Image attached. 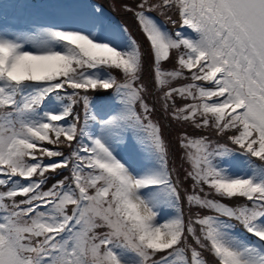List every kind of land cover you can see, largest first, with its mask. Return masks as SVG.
Listing matches in <instances>:
<instances>
[{"label":"snow or ice","instance_id":"snow-or-ice-1","mask_svg":"<svg viewBox=\"0 0 264 264\" xmlns=\"http://www.w3.org/2000/svg\"><path fill=\"white\" fill-rule=\"evenodd\" d=\"M121 8L0 20V264H264V0Z\"/></svg>","mask_w":264,"mask_h":264},{"label":"rangeland","instance_id":"rangeland-1","mask_svg":"<svg viewBox=\"0 0 264 264\" xmlns=\"http://www.w3.org/2000/svg\"><path fill=\"white\" fill-rule=\"evenodd\" d=\"M64 1L68 0H30V3L21 0H0V5L3 6V11L0 12V20H9L19 27L31 26L32 21L37 20L35 14L41 16L40 19L57 18L62 10L84 7L87 5H100L103 7L105 14L110 20L118 23L116 19H122L125 23H128L131 28H133L140 38L141 34L138 28L134 26L128 15L131 13H126L122 10L121 5L124 2L132 3L133 0H81L78 2H73L68 6L64 4ZM23 4L25 6H23ZM27 12L31 13L34 18L24 21V14ZM38 19V20H40ZM159 19V18H158ZM47 20V19H46ZM27 23V24H26ZM122 25H125L122 23ZM153 118L158 120L157 116L153 115ZM120 155L124 156L126 159H136V153L134 148L129 144L128 147L124 148ZM242 158H235L233 161L234 167H238L239 161ZM52 182V181H51Z\"/></svg>","mask_w":264,"mask_h":264},{"label":"trees","instance_id":"trees-1","mask_svg":"<svg viewBox=\"0 0 264 264\" xmlns=\"http://www.w3.org/2000/svg\"><path fill=\"white\" fill-rule=\"evenodd\" d=\"M128 18L131 20V22L134 24V26L136 28H138V25L136 24L132 14L131 15H128ZM119 21H121L123 24L127 25V27L129 28V30L131 31L132 35L135 36L137 39H141V36L140 38H138V34L137 32L130 27V25L128 23H125L124 20L122 19H118ZM169 30H172V26H168ZM139 30V28H138ZM145 79H147V72L145 73ZM93 95H95L97 97V99L103 95H106V93H94ZM155 99L154 96H150L149 97V102H153V100ZM80 109H78L79 111ZM81 115H83L81 113ZM154 116H157L158 118V121L160 122V124L162 125V130H163V134L165 136V139L169 142L170 144V148H171V152L173 154V157H178L179 155V148L177 146V143H176V138L178 136V133L182 130V126L181 125H178L177 123L175 122H172L170 121L169 119H166L165 116H164V113H163V110L161 109L160 105L159 104H156V112L154 113ZM164 119H166L169 123V125H166L164 122H162ZM187 130L189 132H192V129L191 128H187ZM221 142H224L223 139H221ZM177 168H179L180 166V161L179 159H175V165ZM66 174V173H64ZM49 183H51V181H49Z\"/></svg>","mask_w":264,"mask_h":264},{"label":"bare ground","instance_id":"bare-ground-1","mask_svg":"<svg viewBox=\"0 0 264 264\" xmlns=\"http://www.w3.org/2000/svg\"><path fill=\"white\" fill-rule=\"evenodd\" d=\"M78 1H79V0H76V1H73V2H78ZM73 2H72V3H73ZM34 16H35V18H36L37 20L40 19V17H41V16H38L37 14H35ZM34 16H32L31 13H29V14H28V13H25L23 18H24V21H26V20H28V19H32V18H34ZM25 19H26V20H25ZM46 19H47V20H51V19H55V18L47 17ZM26 24H27V23H26Z\"/></svg>","mask_w":264,"mask_h":264}]
</instances>
